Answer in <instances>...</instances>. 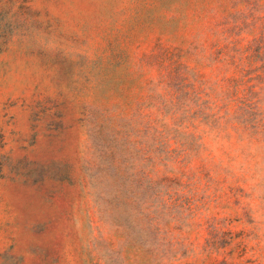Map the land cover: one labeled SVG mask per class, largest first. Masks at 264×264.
I'll return each mask as SVG.
<instances>
[{
	"label": "rangeland",
	"instance_id": "1",
	"mask_svg": "<svg viewBox=\"0 0 264 264\" xmlns=\"http://www.w3.org/2000/svg\"><path fill=\"white\" fill-rule=\"evenodd\" d=\"M262 124L264 0H0V264H264Z\"/></svg>",
	"mask_w": 264,
	"mask_h": 264
},
{
	"label": "trees",
	"instance_id": "2",
	"mask_svg": "<svg viewBox=\"0 0 264 264\" xmlns=\"http://www.w3.org/2000/svg\"><path fill=\"white\" fill-rule=\"evenodd\" d=\"M214 128H219L223 117L216 113L210 117ZM264 133V124L257 126ZM236 221H240L239 219ZM252 238H256L254 231L246 233L244 231L236 233L232 231L221 230L217 221H214L210 232V237L206 243V251L210 254L221 256L222 259L216 264H252L253 261L246 259L249 254L256 255L259 249L251 245Z\"/></svg>",
	"mask_w": 264,
	"mask_h": 264
}]
</instances>
